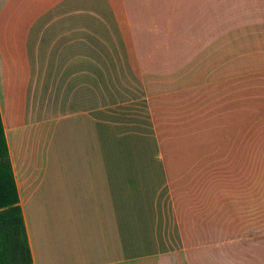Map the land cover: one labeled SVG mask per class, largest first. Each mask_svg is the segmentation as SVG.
Wrapping results in <instances>:
<instances>
[{"label": "crops", "instance_id": "crops-1", "mask_svg": "<svg viewBox=\"0 0 264 264\" xmlns=\"http://www.w3.org/2000/svg\"><path fill=\"white\" fill-rule=\"evenodd\" d=\"M43 1L11 0L40 14L13 25L25 36H0V116L30 264H243L238 248L185 241L110 2Z\"/></svg>", "mask_w": 264, "mask_h": 264}, {"label": "rangeland", "instance_id": "rangeland-1", "mask_svg": "<svg viewBox=\"0 0 264 264\" xmlns=\"http://www.w3.org/2000/svg\"><path fill=\"white\" fill-rule=\"evenodd\" d=\"M108 1L145 91L185 241L238 248L243 264H262L264 0ZM10 3L0 0V36L23 37L27 29L13 25L40 13Z\"/></svg>", "mask_w": 264, "mask_h": 264}, {"label": "trees", "instance_id": "trees-1", "mask_svg": "<svg viewBox=\"0 0 264 264\" xmlns=\"http://www.w3.org/2000/svg\"><path fill=\"white\" fill-rule=\"evenodd\" d=\"M27 238L0 116V264H30Z\"/></svg>", "mask_w": 264, "mask_h": 264}]
</instances>
